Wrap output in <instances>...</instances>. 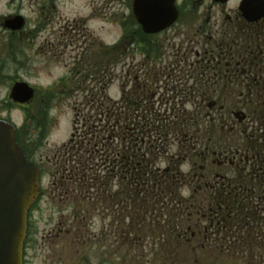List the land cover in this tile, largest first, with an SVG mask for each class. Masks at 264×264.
Instances as JSON below:
<instances>
[{
  "label": "flooded vegetation",
  "instance_id": "af4514ba",
  "mask_svg": "<svg viewBox=\"0 0 264 264\" xmlns=\"http://www.w3.org/2000/svg\"><path fill=\"white\" fill-rule=\"evenodd\" d=\"M242 1L174 0L178 18L162 35L134 41L129 46L120 45V41L118 44L119 50H134L145 61H150L140 64L128 90L135 118L152 119L154 111L147 95L155 87L172 99L164 121L155 120L148 130V141L134 144L133 155L139 160L137 167L144 166L151 182L165 180L171 171L180 176L177 194L188 202L194 199V203L179 207L183 211L180 218L187 219L188 223L178 228V241L194 243L202 249L211 247L213 257H219L216 260L227 259L233 264L234 260L264 261V19L249 22L239 11ZM134 2L52 0L50 22H55L58 55L87 53L93 48L91 39L95 46L102 48L105 44L94 39L101 34L91 30L90 24L102 22L99 31L104 34L113 12L119 17L112 18V23L120 25L119 38H122L126 33L125 24L133 20ZM231 3L237 8L225 13ZM65 7L72 10L71 19L62 17ZM220 8L222 13H219ZM178 22L181 25L173 29ZM0 32L11 35L7 30ZM174 32L176 34L169 37ZM156 38L162 40L158 45H154ZM147 42L148 51L153 49L151 54L143 52ZM10 57L2 53L0 63H8ZM70 65L72 67L73 63ZM78 74L70 70L58 79L56 95L60 100L85 101L91 95L97 98L99 89L102 93V78L82 81ZM0 78L8 85L0 111L2 116L11 111L12 81L1 70ZM1 85L0 82V88ZM78 109L75 105L76 115L84 113ZM120 117H124L123 107ZM0 119L6 120V117ZM119 131L117 145L122 154V124ZM145 146L147 150L142 152L141 147ZM72 155V151L64 153L67 164L72 165ZM46 162L51 171L54 170L50 174V187L56 192L54 197L73 192L72 177L68 176L64 162L55 154ZM158 185L160 189L161 183ZM39 198L40 201L42 190ZM160 210L171 211L169 206ZM31 212L22 264H28L27 247L32 244V238L35 240L29 221ZM75 216L72 220L79 218L77 227L81 228L90 215ZM69 225L65 228L58 223L53 232L69 233ZM42 238L48 241L51 233Z\"/></svg>",
  "mask_w": 264,
  "mask_h": 264
},
{
  "label": "rangeland",
  "instance_id": "374dc122",
  "mask_svg": "<svg viewBox=\"0 0 264 264\" xmlns=\"http://www.w3.org/2000/svg\"><path fill=\"white\" fill-rule=\"evenodd\" d=\"M78 4V3H77ZM69 7V6H68ZM62 10V17L71 19L73 13L71 9ZM237 5L231 3L225 9V13L230 10L236 9ZM115 12L108 19L105 33L100 32L103 26L102 22L93 21L90 24V29L101 34L96 35V40L106 44H113L121 35L120 25L112 23V18L119 17L114 15ZM125 14H128L124 10ZM222 13V9H219ZM22 16L25 19V28L21 33H14L7 35L0 32V58L2 53L11 55L10 60L5 63H0V70L4 72L7 77L11 78V83L15 81H24L38 89L40 93L37 94L38 103L41 102L42 91L49 89L53 86L56 80L71 70L72 72L79 73L78 79H84L88 70H84V64H87L89 53L93 55V48L87 53L78 56L75 52L65 53L64 56L58 55L55 41L54 30L55 22L53 18L52 0H0V25L3 20L12 16ZM121 16V15H120ZM65 21V20H63ZM180 22L176 24L173 29L178 28ZM0 30L1 27H0ZM173 32V31H172ZM171 33L169 37H172ZM14 43L15 46H12ZM93 47L94 41L91 39ZM10 47V49H9ZM12 49L15 51L13 54ZM8 52V54H7ZM85 58V59H84ZM118 63L121 64L117 67L116 72L112 73L114 77H122L121 73L128 70L132 73L138 69L140 64L146 63L142 56L136 53L129 54L125 58L122 56L116 57ZM83 60H85L84 63ZM116 65H111L112 71ZM135 68V69H134ZM84 70V73H83ZM115 81V79H113ZM127 79H125L126 82ZM0 111L3 109V98L6 95L7 83H3L0 78ZM111 86V83H110ZM117 85L116 82L112 84L109 94H114L116 98ZM35 100V101H36ZM78 103L76 99L69 98L59 100L55 97L52 110L50 111L51 125L48 128L49 133L46 140L39 146L33 148L35 153L36 162L44 168V180L42 181V199L38 201L37 205L32 209L30 214V224L34 229L35 240L32 238V244L27 251L28 264H213V257H198L197 251L193 248L195 245H187L186 249L178 250L173 248V252L166 256L162 252H158L157 248L151 244H157L150 238L143 239L141 246L138 247L136 254L123 249V243L116 239L117 226L111 227L113 218L109 214L101 213L96 216L87 218V222L82 223L83 227H77L79 218L72 220V216L86 214L88 209V201L82 197L78 201L73 199L71 194L67 196L54 197L56 192L49 186L50 166L46 165L48 158L52 159L63 143L69 141L73 127V107ZM14 106V105H12ZM36 104L30 107L29 110L33 111ZM11 111L2 114L6 119L20 128L23 124V111L17 107H11ZM10 115V116H9ZM0 116L1 118H3ZM76 217V216H75ZM62 223L65 228L71 226L69 233L65 230L58 234L53 232L56 224ZM125 225H127L125 223ZM64 229V228H63ZM111 230V233H110ZM51 238L46 241L43 240V235H49ZM219 259V257H214ZM221 263V260H219ZM242 264V263H241Z\"/></svg>",
  "mask_w": 264,
  "mask_h": 264
},
{
  "label": "trees",
  "instance_id": "16d2710c",
  "mask_svg": "<svg viewBox=\"0 0 264 264\" xmlns=\"http://www.w3.org/2000/svg\"><path fill=\"white\" fill-rule=\"evenodd\" d=\"M125 26L126 37L130 38L129 42L146 41L147 36L141 32L135 21H128ZM149 45L148 42L144 44V54L153 52V49L148 51ZM12 52H14L13 49ZM92 54V56L89 55L87 64L83 65L84 70L86 68L89 72L84 74V79L98 81L102 78L104 81L105 78L106 84V77H110L111 65L117 63L116 57L127 55L124 52H119L118 49H108L101 51V53L95 51ZM84 62L85 60L82 63ZM42 94L41 102L35 101L34 110L27 111L24 123L16 133L18 145L22 148L24 155L30 157L33 156V148L41 144L50 126L48 112L53 106L54 97L50 91ZM128 102L131 101H124L123 106H127ZM106 103L109 106V111L104 115V117L107 116L106 125L97 133V149L94 148L93 144L95 132L86 133L82 139L83 143L86 144L85 156H73L72 163L76 166V169H73L75 174L68 175L72 177L70 188L76 192V198H79V191L84 192L83 199L89 202L88 206L91 208L81 216L86 217L88 213L92 215V212H97L94 210H98L99 214L107 212L113 218L111 230L112 227L117 226V229L115 227V230L118 231L116 232V239L123 243V249L125 248L133 254H136L135 251L141 246L140 243L145 237L157 241V244L151 245L155 246L159 253L162 252L166 256L173 252V248H178L176 251L186 249L187 245L179 242L177 237L178 228H183L188 223L187 219L182 220L180 218L183 211L179 207L189 206L194 203V199L188 202L177 194L181 180L175 172L171 171L167 174L165 180L152 181L155 184L151 186V179H147L144 166L137 167L138 156H134L133 152L129 153L128 148L124 154L119 153L118 145L115 143L117 141L115 122H119L120 117L119 114L114 117L110 110V107L113 108L116 104L114 105L109 100ZM130 117L128 116L127 120ZM85 120L87 123L94 122L93 117H86ZM106 136L109 138L107 146L104 147L103 142ZM123 143L132 147L134 144L133 136L129 135L126 141L123 139ZM64 164L66 168L67 163L65 161ZM66 171L70 172L71 170L66 168ZM158 183H161L160 189L157 188L160 186ZM73 192H70L71 196L74 195ZM167 206L171 210L169 213L160 210ZM184 213H188V210ZM161 238L165 242H159ZM238 262L264 264V261L238 260Z\"/></svg>",
  "mask_w": 264,
  "mask_h": 264
},
{
  "label": "water",
  "instance_id": "95a60500",
  "mask_svg": "<svg viewBox=\"0 0 264 264\" xmlns=\"http://www.w3.org/2000/svg\"><path fill=\"white\" fill-rule=\"evenodd\" d=\"M240 10L249 20H257L264 17V0H244ZM134 15L146 33H157L174 21L176 12L172 0H135ZM23 26L20 16L5 22L11 31ZM33 95L26 83L12 87L13 102L25 104ZM38 188L39 172L18 148L14 126L0 121V264H21L26 214L37 199Z\"/></svg>",
  "mask_w": 264,
  "mask_h": 264
}]
</instances>
